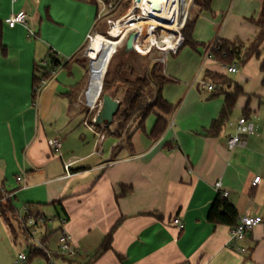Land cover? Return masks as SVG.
I'll use <instances>...</instances> for the list:
<instances>
[{
  "label": "crops",
  "instance_id": "obj_1",
  "mask_svg": "<svg viewBox=\"0 0 264 264\" xmlns=\"http://www.w3.org/2000/svg\"><path fill=\"white\" fill-rule=\"evenodd\" d=\"M263 1L230 0L224 6L223 0H213L209 12H198L193 39L203 45L195 51L200 69L180 79L166 69V60L164 74L173 83L164 87L163 97L175 109L170 115L151 114L145 130L133 132L128 149L113 133H102L101 142L86 126L81 108L89 68L77 55L99 26L95 1L0 0V192L14 193L17 214L28 207L49 220L39 239L54 254L50 263L39 249L41 255L27 264H264V228L248 234L242 244L248 251L241 254L230 246L229 227L208 222L218 182L239 218H264V42L259 55L236 74L207 58L216 40L238 39L249 46L256 39ZM21 11L35 37L23 25L8 26ZM52 54L61 65L34 98L35 68H48ZM207 73L227 76L245 93L217 137L208 130L224 96L213 98L214 92L201 89V82L215 87L205 80ZM157 115L168 128L152 141ZM243 118L255 134L230 150L228 140ZM53 139L62 141L60 153L49 147ZM76 161L67 172L65 165ZM257 177L260 182L253 185ZM122 186H127L124 193ZM60 219L67 222L77 258L57 253ZM177 219L182 230L174 224ZM110 234L109 249L100 253Z\"/></svg>",
  "mask_w": 264,
  "mask_h": 264
},
{
  "label": "built area",
  "instance_id": "obj_2",
  "mask_svg": "<svg viewBox=\"0 0 264 264\" xmlns=\"http://www.w3.org/2000/svg\"><path fill=\"white\" fill-rule=\"evenodd\" d=\"M98 10L97 22L105 24L106 30L101 33L102 36L108 39L120 42L116 47L113 56L120 48H125L130 36L133 35V52L140 56L148 57L152 62H165L169 55H176L182 48L185 37L184 31L190 21L191 13L195 7L196 0H94ZM30 18L26 12L21 11L7 20L10 28L17 25L27 27L28 36L35 37L33 30L28 28ZM94 33L87 37L89 48L85 54L90 62L89 68L92 69L93 58L91 56V45L97 34ZM215 49V44L208 52V59L212 58V50ZM159 55V57H156ZM48 65V64H47ZM228 73H238L236 65H231L228 68ZM44 84V83H43ZM202 90L215 92V87L204 82L200 83ZM97 103L91 104L89 91L85 94V106L89 110L86 118V126L95 132L102 142L104 140L103 131L96 132L95 125L99 113L92 117V112L95 110ZM255 127L245 118L238 122L237 132L228 140V147L233 150L238 146H245L244 137L253 136ZM49 147L55 152L60 153L63 143L59 139L50 140ZM101 152V151H100ZM76 162H69L65 165L68 172ZM17 182L25 188V180L23 177H18ZM260 182L257 177L253 181V185ZM216 189L226 199L229 198V193L222 190V183L216 184ZM4 195V201H13L14 193L1 191ZM2 214L0 213V217ZM18 223L20 227L27 232L26 240H30L33 252L39 249L44 251L47 260L53 262V253L46 249L39 236V229L49 223L44 217L32 214L28 207H25L18 213ZM65 219L59 220L60 234L57 240V253L60 257L74 259L80 256L79 251L74 247L70 235L65 230ZM174 224L182 230L184 224L177 219ZM264 228V218L257 216H244L239 218L238 224L231 229L230 246L238 253L245 254L247 249L242 244L247 239L248 234L255 228ZM30 257L20 254L14 264H27Z\"/></svg>",
  "mask_w": 264,
  "mask_h": 264
},
{
  "label": "trees",
  "instance_id": "obj_3",
  "mask_svg": "<svg viewBox=\"0 0 264 264\" xmlns=\"http://www.w3.org/2000/svg\"><path fill=\"white\" fill-rule=\"evenodd\" d=\"M212 3L213 0H197L196 7L199 13L209 12L211 10ZM197 18L189 21L184 31L185 41L180 51L186 47H189L195 51L199 47H203L202 44L196 43L193 39ZM255 23L258 27H260V33L249 46L244 45L238 39L233 41L216 40L215 49H213L211 52L212 58L218 63L227 66L236 65L237 67H243L253 56H258L259 49L264 42V1L260 16ZM119 51L112 57L110 64L112 65L116 58H119L120 63L118 66H116L117 69L114 71V74H112V71L110 70L107 72L103 87V90L106 92L111 88L113 83L118 82L124 85L126 88L124 100L120 103L119 112L115 117V123L119 121V124H117L114 132H112L110 128L101 127L98 125H95V129L96 131H103L104 133L111 134L112 132L114 136H116L118 139H121L123 137V131L126 132L125 135H128L129 129L135 125H137V130L144 131L146 120L151 114H153L155 110L161 112L164 115H170L175 108L163 97L164 87L173 83V81L163 74L162 66L151 61L152 63L148 62V70L147 68H143L142 70V66H135V63L140 55H138L136 52L126 53L125 49L121 54ZM118 54L120 55L118 56ZM106 57V54H104V57L102 58L103 61L93 74L94 79H96L98 83V87L103 74L104 64L106 62V59L104 58ZM50 58L51 65L48 68H39L37 66L35 68L33 83L34 98L36 97L37 90L43 85V83L51 78L54 69L61 65V63L57 61L54 54H52ZM261 71L264 72V63L261 66ZM206 80L212 82L216 87L213 98L217 96H224V105L221 113L219 117L212 122L211 127L208 130V136L217 137L230 120L238 99L241 96H245V93L241 87H239L227 76L207 73ZM151 87L155 88V93L151 94V101L146 102L145 96ZM167 128L168 122L163 117L157 116L156 123L149 135L150 139L152 141H158L165 134ZM132 134L133 132L129 134L126 141L129 143V145ZM124 142L125 140L123 139L122 143ZM119 149V147L115 148V150ZM126 189L127 186H122L123 193L126 191ZM3 198L4 195L0 192V213L2 214L0 218L4 219L14 238L18 235V233H21L27 237L26 230H23L18 223V214L16 213L12 202L7 201V207H4L1 203ZM208 222L213 225L226 226L232 229L238 224L239 215L235 206L228 199L224 198L221 193H219L210 209ZM15 225L18 227V229H16ZM111 237L112 234H110L104 241L100 249V253H103L109 249ZM39 255H41V253L39 254L36 251L33 252L29 261L31 260V257H36ZM43 255L45 256L44 253Z\"/></svg>",
  "mask_w": 264,
  "mask_h": 264
},
{
  "label": "rangeland",
  "instance_id": "obj_4",
  "mask_svg": "<svg viewBox=\"0 0 264 264\" xmlns=\"http://www.w3.org/2000/svg\"><path fill=\"white\" fill-rule=\"evenodd\" d=\"M197 1V0H196ZM229 2L230 0H223V5L224 6H229ZM198 9L196 7V2H195V7L192 10L191 13V18L190 20H193L194 18L198 17ZM98 26V25H97ZM96 31L94 32L93 36L95 34H101L103 33L106 28H105V24H103L102 22H99V26L97 27V29H95ZM212 46V45H211ZM89 48V43L87 42L85 47L81 50V52L77 55V61L81 62L82 64H85L88 66H90V62L89 60L86 58L85 54L87 52ZM106 62L104 64V70H103V74L101 76V80H100V85L98 87V83L96 81V79H94V75H92L93 73L96 72V70L99 68L100 63L103 61V57L104 55H100L97 58V61H94L95 67L92 66V69L89 68L88 69V77H87V90L86 92L89 91V97H91L93 95V91L95 93L94 97L96 96V94L100 91V88L102 87L101 93H100V98L98 100L97 106L95 108V110L92 112V117L94 115H96L97 113H99L102 110V106H103V98L105 95H110L113 99L118 100L119 102H123L124 100V93L126 91V88L124 87V85H122L121 83L115 82L111 85V88L108 91H104L103 87H104V83H105V78L107 75V72L110 70L112 71V74H114V71L117 69L116 66H118V64L120 63L119 58H116L114 63L111 65V60H112V48H108L106 47ZM125 48H120L119 53L121 54L122 51H124ZM200 54L204 53L202 52V50H199ZM118 54V56L120 55ZM199 55H197V53L195 52V50L186 47L184 48L178 55H169L167 57V62L169 61V66H167L166 61L163 62H154V63H158L162 66L163 68V74H164V65L166 63V69L169 70V73H174V74H178L179 78L182 79V77L186 76V75H191L193 73V70H196V73L198 72L197 70L200 69L202 64V61H200V64L197 65V61L200 59V57H198ZM156 57H159V55H157ZM199 58V59H198ZM148 62H151V60L148 57H144V56H140L137 61H136V67L142 66V70L143 68H147L148 70ZM109 63V64H108ZM152 63V62H151ZM200 65V66H199ZM111 66V68H110ZM141 70V72H142ZM107 71V72H106ZM165 75V74H164ZM201 74H198L197 77H200ZM202 79H203V75ZM170 79V78H169ZM197 79V78H196ZM172 80V79H171ZM206 80V79H205ZM173 81V80H172ZM96 91V92H95ZM155 91H148V93L145 96V101L150 102V96L151 94H154ZM204 93V92H202ZM81 108L86 111V113L88 114L89 110L86 108L85 105L81 104ZM155 112H158L159 114L161 112L155 110L153 112V114H155ZM157 113V114H158ZM158 116V115H157ZM116 119V118H115ZM114 119V129L117 127V124H119L117 121V123H115ZM114 129H110L112 132H114ZM137 129V125L133 126L131 129H129V134L131 132H134ZM111 132V134H112ZM110 134V133H107ZM126 132L123 131V137L122 139L125 140V142L123 143V145L130 149V145L127 141L128 139V135H125ZM1 203L3 204L4 207H7V201H4L2 199ZM18 210V212L20 211L19 208H16ZM16 229H18V227L15 225ZM39 238V236L37 237ZM26 237L23 236V234L18 233V235L14 238V236L12 235V232L10 230V228L8 227V225L6 224V222L4 221V219L0 218V264H14L15 259L18 258V255L20 254H24L27 257H30L31 253L33 252V248L31 247V244L34 245L33 243H27L26 242ZM32 258V257H31Z\"/></svg>",
  "mask_w": 264,
  "mask_h": 264
},
{
  "label": "water",
  "instance_id": "obj_5",
  "mask_svg": "<svg viewBox=\"0 0 264 264\" xmlns=\"http://www.w3.org/2000/svg\"><path fill=\"white\" fill-rule=\"evenodd\" d=\"M133 38L134 36L131 35L129 40L127 41V44L125 46L126 53L133 52ZM119 109V102L113 99L110 95H105L103 98L102 110L99 112L96 119V125H105L107 128H109L113 124L114 119L119 112Z\"/></svg>",
  "mask_w": 264,
  "mask_h": 264
},
{
  "label": "bare ground",
  "instance_id": "obj_6",
  "mask_svg": "<svg viewBox=\"0 0 264 264\" xmlns=\"http://www.w3.org/2000/svg\"><path fill=\"white\" fill-rule=\"evenodd\" d=\"M119 43L120 42H117L115 40L105 38L101 34H97L96 37H94V40H93L92 45H91V56L93 58V66L95 67L94 61H97L98 56H100L102 53H103L102 55L105 54V51L107 49L106 47L112 48L113 51L111 54H114L116 47L118 46ZM112 57H113V55H112ZM101 90H102V87L100 88V91L96 94V98L92 99L93 95L90 97V103L91 104H94L99 100V98L101 96L100 95ZM94 99H95V101H94Z\"/></svg>",
  "mask_w": 264,
  "mask_h": 264
}]
</instances>
